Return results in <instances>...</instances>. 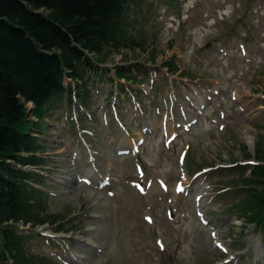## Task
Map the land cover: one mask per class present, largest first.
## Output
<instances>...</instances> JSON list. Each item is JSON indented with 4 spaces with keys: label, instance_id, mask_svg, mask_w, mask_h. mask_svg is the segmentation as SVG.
Returning <instances> with one entry per match:
<instances>
[{
    "label": "rangeland",
    "instance_id": "1",
    "mask_svg": "<svg viewBox=\"0 0 264 264\" xmlns=\"http://www.w3.org/2000/svg\"><path fill=\"white\" fill-rule=\"evenodd\" d=\"M125 20L145 50L107 54L91 118L62 98L45 119L47 214L69 218L28 248L57 264H264L263 232L223 194L249 175L243 149L264 148V0H142ZM123 68L136 100L119 93Z\"/></svg>",
    "mask_w": 264,
    "mask_h": 264
},
{
    "label": "trees",
    "instance_id": "2",
    "mask_svg": "<svg viewBox=\"0 0 264 264\" xmlns=\"http://www.w3.org/2000/svg\"><path fill=\"white\" fill-rule=\"evenodd\" d=\"M141 1L0 0V264H54L34 254L27 245L35 238L19 230V224H48L62 231L60 222L69 218L47 214L45 178L30 170L49 165L39 136L57 100L89 107L90 86L106 81L109 70L100 64L107 54L122 47L145 50V41L128 34L125 20ZM165 66L176 70L171 60ZM130 73L116 69L114 76L137 83ZM255 149L253 158L243 149V159L258 164L239 166L250 175L232 180L225 195L235 197L228 210L245 227L255 224L264 232V148Z\"/></svg>",
    "mask_w": 264,
    "mask_h": 264
},
{
    "label": "bare ground",
    "instance_id": "3",
    "mask_svg": "<svg viewBox=\"0 0 264 264\" xmlns=\"http://www.w3.org/2000/svg\"><path fill=\"white\" fill-rule=\"evenodd\" d=\"M134 147V146H133ZM186 182V181H185ZM200 188V187H199ZM199 190V189H198ZM198 190H196V194H195V196H198V199L199 200H202V201H200L201 203L204 201V196H202L201 194L202 193H204L203 191H204V189H203V191H198ZM201 195V196H200ZM197 198V197H196ZM195 198V199H196ZM196 201H198V200H196ZM197 203V202H196ZM205 203V202H204ZM204 203H202V204H204ZM197 205H199V204H197ZM201 205V204H200ZM98 229V228H97ZM90 232V231H89ZM99 232V231H98ZM97 236V235H96ZM99 238V237H98ZM92 243V242H91ZM91 243H88V245L89 244H91ZM91 247H92V245H90ZM94 246V245H93ZM91 250H92V248H91ZM95 250H96V247H95ZM94 252V251H93ZM232 261V260H231Z\"/></svg>",
    "mask_w": 264,
    "mask_h": 264
}]
</instances>
